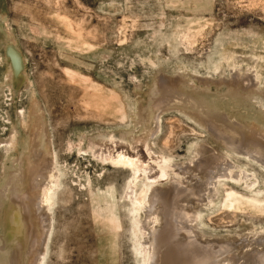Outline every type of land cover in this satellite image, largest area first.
Wrapping results in <instances>:
<instances>
[{"label":"rangeland","instance_id":"374dc122","mask_svg":"<svg viewBox=\"0 0 264 264\" xmlns=\"http://www.w3.org/2000/svg\"><path fill=\"white\" fill-rule=\"evenodd\" d=\"M231 70L256 74L254 90L212 83ZM167 78L192 84L175 86V99L156 109L159 80ZM262 105L264 0H0V142L13 132L18 138L15 150H0V264H10L14 254L32 264L24 251V210L14 198L35 194L34 148L58 184L44 210L45 233L36 220L43 264H141L125 196L134 177L112 163L118 148L142 151L145 174H138L134 193L143 197L152 157L174 165L190 160L195 145L219 147L199 124L203 116L222 117V129L241 138L226 126L236 122L247 131L255 124L264 132ZM32 107L43 130L33 117L26 132L18 115L24 111L27 120ZM156 128L151 157L144 143ZM219 151L247 173L249 186L223 178L205 191V199L218 186L220 193L200 215L203 240L213 245L205 247L203 263L264 264V168L235 151ZM155 172L152 185L169 188L167 174ZM230 192L237 200L229 201Z\"/></svg>","mask_w":264,"mask_h":264},{"label":"bare ground","instance_id":"6f19581e","mask_svg":"<svg viewBox=\"0 0 264 264\" xmlns=\"http://www.w3.org/2000/svg\"><path fill=\"white\" fill-rule=\"evenodd\" d=\"M10 55L14 61V68L18 69L20 66L18 56L12 49L10 50ZM231 72L232 75H221V78L215 81L213 80L212 83L216 85H229L234 89L238 86L241 87L242 85L245 88L254 90V87H256V84L253 85L254 80L256 83L258 80L256 74H252V72L251 75L248 74L247 71L244 76V74L242 75L239 71L231 70ZM200 82L202 85H207L208 79H200ZM180 84L185 87H190L192 83L186 78H181L180 80L173 78L159 80L162 101L155 102L156 109L164 108L166 103L175 99L174 96L177 94L174 92L175 89L177 91L175 86H180ZM178 99L180 101L182 100L181 102H187L182 96L178 97ZM195 104L197 109L201 108V105L198 103ZM262 107H264V105H262ZM197 111L198 110H196V112ZM192 112L195 113V111ZM24 113V111H21L18 116L20 117L21 123L26 126V132H29V128L31 129L34 122L32 119L33 117H36V123H38L39 127L41 126L43 130V120L36 112L35 107H32L29 110L27 120L23 118V115H25ZM158 113L160 114V111ZM191 114L195 115L193 113ZM193 117L197 120L199 119L196 116ZM200 121L199 124L204 127V129L208 130L209 135L212 137L211 139L215 140L219 144V147H216L218 148L216 149L213 148L214 146H209V144L195 145L192 155L193 157H190L191 159L188 161H182L170 165L169 162L162 157L160 160L158 156L155 158L151 156V154H157L151 146L154 144L153 139L158 132V126V129H153V131L149 133V137L145 140L144 144L147 152L154 160L152 163L157 164L158 169L156 170H159L162 174H167L170 184L169 188L163 189L153 186L152 183L156 182V180H154L156 178V170L152 167L151 162L146 163L147 165L144 163L145 167L147 166L150 168V173L152 174V176L148 177L149 190L145 192L143 197L136 198L134 193V181L139 177V173L145 174V171H142L143 161L141 159L144 158L142 151L136 147H134L132 151L124 150L120 147L111 160L114 165H121L130 168L134 177V180L130 179L131 181L126 186L127 190L125 196L132 205L131 213L135 217L133 224V237L140 245L136 250V254L139 257L141 264H205L203 263V260L207 256L206 251L209 248H213L211 247L213 245L209 241L203 240V237L205 236L203 235L204 231L201 227L200 215L207 204L212 203V198H217L220 193L219 186L215 189V196L212 198L208 197L209 200H206L208 198L205 199L204 193L205 191L207 192L210 187L214 186L215 183L220 184V181L223 178L227 180L230 179L233 182H241L246 181L248 177L246 172L242 173V171H237L238 169L224 158L222 152L219 151L221 148L235 151L237 154L246 156L249 160L256 162L264 168V132L259 126L253 124L250 126V129L245 131L246 129L237 125L236 122H232L235 124L234 126L227 125L226 129L241 134V138H239L238 135L232 136L228 131L222 129L221 122L225 121L222 117L216 114L203 116ZM228 123H230V121H228ZM17 139V133L13 132L11 137L5 140L4 143L0 142V144H3L0 148L1 152L8 154L15 150ZM131 140L134 141L133 138ZM122 144L123 142L119 144V146ZM128 145L127 147H129ZM33 152L34 157L38 160V165L41 164L40 166L35 164L31 166V170L35 171H32L30 191L35 192V194L32 196V194L28 192L26 195L15 197L14 200L16 204H19L24 210L23 216L25 217V223L21 225V227L26 229V245L24 251L26 254L28 253L29 256H33L31 261L32 264H43L44 251L42 249L43 244L40 242L41 238L38 233V228L40 229V232L42 231L41 234L45 233L47 230V221L44 217V210L49 208L58 184L56 183V173L52 169H48L44 160H40L39 150L34 148ZM5 158L6 157H4V159ZM150 178H153V180ZM246 186H249L247 181ZM251 186L252 184L250 187ZM38 190H41L42 196L39 195L37 192ZM237 197V194L233 192L227 193V198L230 202L237 200ZM234 204L235 203H233V205ZM36 220L40 223L38 228L36 227ZM13 222L20 223L21 220L20 218L14 217ZM18 231H20V228ZM32 231L33 234L34 232L36 234L34 240L32 239L33 241H31ZM209 244H211V246ZM207 245L210 246L208 249L205 248ZM21 260L19 254H14L10 264H21Z\"/></svg>","mask_w":264,"mask_h":264}]
</instances>
